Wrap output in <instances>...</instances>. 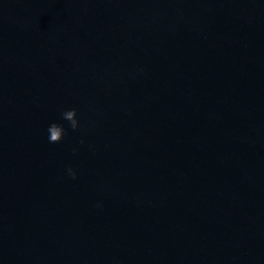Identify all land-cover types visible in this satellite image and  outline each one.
<instances>
[{"label":"water","instance_id":"1","mask_svg":"<svg viewBox=\"0 0 264 264\" xmlns=\"http://www.w3.org/2000/svg\"><path fill=\"white\" fill-rule=\"evenodd\" d=\"M0 264H264V0H0Z\"/></svg>","mask_w":264,"mask_h":264},{"label":"clouds","instance_id":"2","mask_svg":"<svg viewBox=\"0 0 264 264\" xmlns=\"http://www.w3.org/2000/svg\"><path fill=\"white\" fill-rule=\"evenodd\" d=\"M76 115L77 113L75 109L67 110L62 113V119L68 122L69 127L73 131H76L78 128V121L76 119ZM47 131L49 134L48 135L49 143H54V144L59 143L62 140V138L66 135V131L64 127L57 123H52L48 127ZM81 143H83V141H81ZM67 173L71 179L73 180L76 179V174L71 168L67 169Z\"/></svg>","mask_w":264,"mask_h":264}]
</instances>
